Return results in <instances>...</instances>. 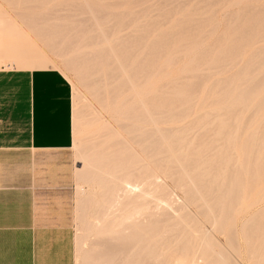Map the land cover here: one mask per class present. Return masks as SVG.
Masks as SVG:
<instances>
[{"label":"bare ground","instance_id":"1","mask_svg":"<svg viewBox=\"0 0 264 264\" xmlns=\"http://www.w3.org/2000/svg\"><path fill=\"white\" fill-rule=\"evenodd\" d=\"M167 1L169 2V0ZM182 1L178 3H181V6L182 3H184V1ZM204 1L206 2L207 0ZM263 1L264 0H262L263 5L253 7H257L256 9L258 10H256L255 13L257 12L260 15L259 17L256 16L257 19L253 20L250 23L253 28L245 27L244 30L241 29L242 32L238 30L241 33L239 32L240 34L238 33L239 35L236 36L237 41H234V39H230L229 42L225 41V53L223 52L224 59L220 55H216L217 57H221L223 59L221 63L219 62V64H222L221 66L223 67V69L226 67L234 69L235 66L239 64L234 60L239 59L240 52L242 53V55L246 53L248 49L246 45V39L249 37V35H254L255 37V35H257L255 33H258L260 31L264 32V29L262 28L259 30H256L257 28L254 29V27H257L258 25H264ZM210 2L212 4L213 1ZM75 6H77L76 9H78L76 13L77 15L84 14L86 15L87 20H93L94 23L92 24L91 22H87L88 24L86 25L85 23L84 25V21L81 24L78 21L69 22L68 20H65L63 22H58L53 20L50 22V24L53 25L52 28H49L51 26H49L48 28L45 27L44 24L46 20L58 18V15L63 16V14H58V10H60L61 8L59 9L57 7L54 8L50 13H48V15L45 14L43 16H40L38 17V20L34 19L37 23L33 24L36 26V31L35 29L34 31L37 33V35H39L41 39L46 43V45L49 46L51 51L55 52L57 55H68L70 49H73L77 45V43L81 41L79 40L80 37L88 35L86 41L87 43H84L86 45L85 47H87L88 49L86 48L84 50H81L80 53H76L73 55L71 53V55L67 58L70 60V63H73V60L78 61L79 64L77 63L76 68L80 72V77L78 78L82 80V85H84V87L87 86L89 87V90L92 89V92H89L92 93V100L94 97L99 105L97 106L96 104L92 103L90 98L82 95L83 93H79V95H77L78 92H76L75 90L77 88L73 86L75 88V94L77 93L76 95L80 96L78 97L77 101L76 99L74 100L76 104V109H74V128H76L78 132L82 131V129L84 128L83 126L87 123L89 125V123L92 124L102 122L103 112L105 109L112 112L121 113L122 115L116 126L108 123H103L101 127L103 130L107 131L93 136L89 135L83 137L82 139L80 138L81 143L79 142L80 140H78V143H80V146H78L77 149L81 165L80 178L85 182L81 187L79 196V205H81V221L84 225L81 246L87 239H89L91 235L94 236L98 234L97 237L90 241L89 247L87 246L88 248H86V250L84 251L82 264H201L199 263V258L205 259L204 264H237V261L233 259V257H231L232 255H230L226 250L221 249L217 251L215 249L216 246H220L221 244H219L218 240L214 237V232L218 231L219 233H224L226 227L230 225L229 233L235 235L237 226L234 219V211L238 209L237 206L240 203L241 197L244 195L243 188L244 184L248 180L247 177L249 176L251 184L249 193H252L251 191L256 187L259 179L264 180V174L261 178L257 176V172H264V117L259 123V126L261 125L263 127L262 132L251 130L248 136L243 141H239V139L242 137L237 132L238 129H241L243 127H245L243 128V130L245 131L246 126H248V124L250 123V120L256 119L257 115L261 114V111L264 112V96L255 103V106L253 108L250 106L251 102L256 97H258V93L262 91L261 89L264 88V70L256 76L254 75V73L259 67L256 66L253 67L252 70H248V68L252 65L251 63L256 60V58L264 60V46H259L257 48L253 47L255 49L248 56V61H245L243 64L239 65L238 70L234 74H231L230 76L225 78L215 79L210 88L207 89L205 97L202 100L195 101L193 100V98H195L193 97V95L195 94L194 92H191L190 94H193L191 96L192 98L186 95L187 91L195 89L192 86L193 84L182 82L183 80H181V78H185L186 76H179L181 77L180 79L176 77L177 79L175 78V80H170L167 83L165 82L166 84L162 86L163 88L161 87L162 92H159L160 90L158 89V92H156L153 90L154 86L150 83V75L151 73H153L155 68L157 69V67L160 66L161 69V65H163V63L165 62L162 60V58L166 57V55L170 53V51L168 52V48H171L170 46L172 44L184 41L181 48L182 50L186 51V49L190 48V42H202L199 40L198 36L203 32V30L201 29L203 25L201 24L204 22H200V20L196 22L193 27H188L187 24H185L179 29H173L170 32H166L164 36H168V40L165 39L166 42L168 41V45L165 42L164 44H166V46L164 47V49H160L161 47H157V49L155 48V53L152 52L154 50L153 46L150 45L152 43H148L149 47H147L148 45H146L150 36L157 35V29L155 27L151 29L147 28V33L146 29L144 33H141V31H139H143V29H135V27H137L139 24H137V26H135L134 29L130 31L129 28H127L129 32H126V29L125 31H122L123 33L126 32L125 34L121 33L119 36L117 35L118 38L122 39L121 42H123V39L126 42L125 46L122 48L123 50H127L130 47L141 46L139 44H142V48L145 45V47L148 48H146L147 57L141 61L140 59L137 60V62L134 61L135 63H133L134 65H132L131 62H128L132 58H128V61H124L123 59H126L127 55L125 54L126 56H123V50L117 51V48H115V46L117 45L114 46V44H112L114 43L113 41L111 43L113 30L111 31V29H105L106 27L104 28L103 26L107 24L112 26L115 25L116 27V25L121 23L123 25L124 23L125 26L123 25V27L126 28L127 24L131 23L132 20H139L143 17H141V14L137 15L140 11L132 12L124 10L117 14H115L114 12L115 15L112 16L110 11L103 9L101 10V8L92 6V4L88 1L82 2L81 4L71 2L67 4V7H63L66 9V11H68L75 9ZM163 6H165L164 3ZM205 6L207 7V4L202 5L201 8H205ZM214 6H216V3L214 4ZM176 8L177 7L174 8V11ZM209 8H212V6ZM246 8V10H248V7ZM155 9L157 10V12H159L155 14V17H157V15L161 12L158 11L157 7ZM152 10L154 11L153 8ZM192 10L191 12L194 11ZM167 12L165 11L164 13L166 14ZM243 12L244 11L241 12L242 14L237 10L235 12L233 11V13L230 12L232 13V15L230 14L229 17L233 16L232 26H234V28L232 29L235 30L236 27L242 26V24L245 23V17H247V19H251L248 18L251 11H246L244 13ZM140 13H142V10ZM181 13L182 12H180V14ZM255 13L253 15H255ZM172 14V17L175 16L174 12ZM9 15L10 14H8V16ZM68 15H70V13L64 14L65 17ZM143 15L145 14L143 13ZM148 16H151V13ZM9 17H11V15ZM46 17L49 18L47 19ZM101 17L105 19L104 22L98 21V19ZM114 18H116V20L113 21ZM187 21L189 20H186L185 22ZM154 22H151L150 24L154 26ZM170 22L173 21H171L170 19L169 23ZM249 22L250 20H248L246 23L249 24ZM161 23L162 22H160L159 24ZM208 23L212 25V22ZM142 24H145V22H143ZM166 24L168 23L166 22ZM247 24L245 26H249ZM81 25H84L85 27L81 28ZM86 26H91L93 27V29L90 30ZM4 27L7 26L5 25ZM128 27H130V25ZM141 27L142 26H140V28ZM144 27L146 28L145 25ZM23 28L22 31L24 32L25 30H23ZM17 29H19L18 26ZM210 30L206 32V35ZM90 32L91 34H89ZM158 35L160 36L163 34L158 32ZM68 36H71V42L69 40L70 43L68 42V45L66 44L67 46L64 47L66 51L63 49L60 51V49L63 48L64 39ZM233 37L234 36H232V38ZM118 38L116 37V39ZM132 38H135L134 44H130ZM204 38L205 37H203V39ZM263 38L264 36L262 37V39ZM260 39L261 37L258 38L259 42ZM0 40H2V38ZM83 41H81V43ZM225 42L223 41V43ZM155 43L153 42V44ZM223 43L222 45L220 44L221 47H223ZM104 44L107 45L106 48L109 50V53H107V49H104L106 52L104 54H107L106 56L100 50V46ZM218 45V48H216L215 50H212V47L210 50V48L208 47L209 50L205 51L204 53L198 52V54L201 53L198 55V57L205 60L208 57L209 53H212L213 51L215 53V51L219 49ZM172 47H174V45ZM206 49L207 48H205V50ZM138 50H140L139 47L134 51L135 55L136 51L138 52ZM221 50L222 48H220L219 51ZM142 52L143 51H141V53ZM131 55L132 56L128 55V57H133V54ZM108 56L114 57V61L116 60L115 62L111 61L114 63H110V61V64L108 63L109 67H112V70L116 72V74L113 75L114 78L112 76L114 80L111 78L113 81V85L110 91L111 94L109 93L110 96L106 93V89L104 86V80L105 77H107L106 74L108 71H103V69H101L104 65L107 64L104 63V60L106 59L104 57H107L108 59ZM122 56L124 57L123 59L121 58ZM212 59L214 64V58H212L211 56L210 60ZM216 61L218 60L216 59ZM176 62L178 63L179 61H177L176 59ZM257 63L259 64V62ZM23 64L24 63H20V65ZM131 65L132 67L129 69L128 66L130 67ZM174 65L176 66L175 63ZM218 67L220 68V65ZM187 69H189V67ZM191 69H194V66ZM194 70H197L196 65ZM227 72H230V70ZM217 73L218 71H212L210 67L207 68L206 72L198 74L192 73L188 77L194 79L199 78L202 83V81L206 82L211 80V76ZM188 77L187 79H189ZM191 80L193 81V79ZM107 82H109V79L107 80ZM106 85L108 86V84ZM191 86L192 89H190ZM241 86L242 89L239 91L238 87L240 88ZM109 87L107 88L109 89ZM176 89L181 91V94H179L178 97L172 95L173 93H175L174 90ZM197 90V92L195 90L193 91L199 93L200 95L201 93L198 87ZM172 91L173 93H171ZM76 95H74V97ZM222 99H227L228 104L222 110L224 112H219L220 101ZM241 102H244V104L239 105L241 104ZM196 107H199L200 111L195 113L194 120L191 121V123H183L180 126L176 125L178 123L184 122L185 118L190 116L191 112L193 111V109L195 110ZM220 116L224 117L220 118ZM210 121H215V125L218 126V128L216 126L215 128L213 127V129H218V135L217 137H215V141L220 140V144H218L217 142L216 147L208 148L207 145L209 144V142L206 144V140H202L204 141V144L202 145L203 148H205L206 153L198 159H195V163L187 161V159H189L187 158L189 150H183L179 152V149L177 148L180 147L178 145H181L180 141L182 139L189 138V131L191 129L196 126L202 127L204 124ZM118 128H122V130H126V132L129 133V138L132 144L127 143L126 140L121 138L112 142H107V139L109 140L110 138L118 134ZM99 129L101 130V128ZM234 129L235 131H233ZM244 131L242 133V136L244 134ZM208 132L210 133V131ZM204 134L205 135L201 134L202 138L203 136H206V132H204ZM97 137L102 138L99 141L95 142V145H99V148L95 150L94 153H92L91 151L92 146H90V148L89 146H87L88 144L86 146H82V144L93 141L94 138L97 139ZM75 142L77 143V141H74V143ZM173 142H175V144H173ZM177 143L179 144L177 145ZM239 144L243 146V150L245 151V154L243 155V158L241 160L236 159L233 155L234 150ZM134 145H138L141 147L143 155L139 154L136 151ZM199 145L201 144L199 143ZM227 165L230 167V170L224 171V169L228 168ZM173 168H177V170H173ZM163 174L168 175L169 178L173 176L176 185L178 187H182V189L184 188V191H186V203L184 201L183 202L185 204L182 203V205L176 206V204L173 203L176 208L174 207V205L172 204L173 201L170 192L171 190L168 189L169 187H165L160 180V177L163 176ZM258 175H260V173ZM261 183H263V181ZM187 203L198 204L197 207H199V213L206 216L207 223L209 222L208 224H211L210 230H208V228L206 229V227L204 228L198 217L193 214L189 215L190 218L192 217L191 224L189 222H184V220H181L183 215H180L179 212L182 210L184 211L186 208H188ZM178 208L180 209V211H178V215L175 218L177 213L174 214V212L175 210H178ZM186 214L188 215L191 213L188 210ZM104 218L106 219V223H104ZM101 220H103V225L101 223ZM171 220H174V222H172ZM261 223H263V225H261V227H258V225H260ZM253 224H255V226L257 225L256 234L258 238H256V236L255 238L253 236L250 237V235L253 234H248L250 237H248L249 242H252V237L255 240L257 239L259 241L256 242V244L252 243V245L254 244V248L250 250H253L254 252L264 250V210L259 213ZM250 226L252 227V224H250L247 229H250ZM252 230L253 229H250L249 231H251L252 233ZM107 233H109L110 235L109 238L111 240L109 241H113L114 243L113 245L112 243H110V247L111 245L113 247H111V250L109 249L110 247L108 248L110 251L108 249H106L108 251H105V248L109 245L107 242L108 240L105 241L106 239H109L107 237L109 236ZM231 237H233L234 239L236 238V236L233 235H231ZM233 238L229 240L232 241ZM246 241L248 242V240ZM103 242H107L106 244L108 245L104 246L105 244ZM235 242L236 241L233 240L231 244L234 243L235 246ZM231 244L230 246H232ZM252 245H250V247ZM254 252L252 253L253 257ZM118 258L119 260H117ZM114 261L118 263H114Z\"/></svg>","mask_w":264,"mask_h":264},{"label":"rangeland","instance_id":"2","mask_svg":"<svg viewBox=\"0 0 264 264\" xmlns=\"http://www.w3.org/2000/svg\"><path fill=\"white\" fill-rule=\"evenodd\" d=\"M85 1L90 2L92 4V6L101 8V10L103 9V10L110 11V13L112 14V16L115 15V14H117V13H119V12H121V11H124V10L125 11H132V12L133 11L134 12L135 11H140L141 12V10H142V13L139 12V14H137V15H140L141 14V17L143 16L142 18L145 17L146 19L145 18L144 19L140 18L139 20L138 19H135L134 21L132 20L131 23L127 24L126 28L123 27V25L125 26L124 23H123V25H122V23L121 24H118V25H116V27H115V25L112 26V25H107V24H105L103 26L104 28L106 27L105 29H111V31L113 30L112 31L111 43L113 41L114 43H112V44H114V46L117 45V46H115V48H117V51H122L123 50L122 48L125 46V43H126L124 41V39H123V42L124 43L121 42L122 39L118 38V36L121 33L122 34H125L126 32H129L130 30L134 29V27L137 26V24H139V25L141 24L140 26L143 27V28L142 27L140 28L139 25L137 27H135V29L138 28V30L139 29H143V31L142 30H139V31H141V33H144L145 32V29H146V33H147L148 29H151V28H154V27L157 29V35L150 36L149 39H148V42L146 44V45H148L147 47H149V44L152 43V44H150L154 48V50L152 52L155 53L157 47H161L160 49H164V47L166 46V44L168 42V41L166 42V40H168V36L167 37L164 36V34L166 32H170L173 29L174 30L179 29V28L183 27L185 24H187L188 27H193V25H195L196 22H198L200 20H201L200 22H204L205 23V24L204 23L201 24L203 26H202V28L200 26V28L203 30V32L200 33L199 36H198L199 40L202 41V42H199V43L198 42L197 43L190 42L189 43V44H191L189 46L190 48L186 49V51L185 50H182V48H181L182 45H183V43H184V41H182V42L180 41L181 43L180 42H178V43L176 42V43H174V44H172L170 46L171 48H168V52L170 51V53L167 54L166 57H163L162 58V60L165 61V62L163 63V65H161V69H160V66H159L160 64H159L158 65L159 67H157V69L155 68V70L153 71V73H151V75H150V83L154 86L153 87V90L156 91V92H158V90H160L159 92H162L161 91V87L164 86V84H166L170 80H175L176 77L180 79L181 77H179V76H182L183 77V75H184L186 77L185 78L184 77L181 78V80H183L182 82H188L190 84H193L192 86H193V88H195L193 90H195L197 92L198 91L197 90V87H198V89L200 90V93H201L199 95V93H196L195 91L190 90V89H192V86H191L190 89H189L190 91H187L186 92L187 93L186 95L188 97L192 98L191 96L193 94L192 95H190V94H191V92L192 93L194 92L195 94L193 95V97H195V98H193V100H195V101L202 100L205 97V95H206L207 89L210 88L211 84L213 83V81L215 79H217V78H225V77L230 76L231 74H234L238 70L239 65L243 64L245 61H248V56L255 49L253 47H256L257 48L259 46H264V38L262 39V37L264 36V32L263 31H260L258 33H255V34H257V35H255V37H254V35H252V36L249 35V37L246 39V43H247L246 45H247L248 49H247V51H246L245 54L243 53L244 55H242V53L240 52L239 59H235L234 60L235 62L239 63V64L236 63L237 65L235 66L234 69L233 68L231 69L230 67H228V68L226 67V68L223 69V67L221 66L222 64H219V62L221 63L223 61V59H224L223 58V55L225 53L224 52V46H225L224 44H226L225 41L229 42L230 39L231 40L234 39V41H237L236 36H238L242 32V30L245 29V27L246 28H249V27L250 28H253L250 25V23L253 20L257 19V17L260 16L257 12L255 13V11L258 10V9H256L257 7H255V8H253V7L254 6H261V5H263L262 4V0H251V1L250 0H233V1L232 0H229V1L228 0H226V1L225 0H220V1L207 0L206 1L207 3L204 0H183L185 4L182 3V6L183 5H187V6H183V10H182V6L180 5L181 3L178 4L182 0H169V2L167 0H46V1L45 0H39V1L38 0H0V10H1L0 11V22H1L0 23V26H1L0 27V39L2 38V40H0V52H1L0 53V67L1 66H6V67H11V66H25V67L26 66H29V67H35V66H54V67H57V68L61 69L65 73V75L69 78V80L72 83V86H74L75 88L78 89L77 90V89H75L73 87V96L77 94V93L75 94V92H74L76 90V92H78L77 95H79V93H81V94L83 93L82 95L90 98V100L92 101V103H94V104H96L98 106L99 104L96 102L97 100H95L94 97H93V100H92V93H89V92H92V89L89 90V87H87V86L84 87V85H82V80H80V78H78V77H80V72H79L78 69H76L77 68L78 61L77 60H73V63H70L69 62L70 60L67 58L68 56L71 55V53H72V55L73 54H76V53H80L81 50H84V49L87 48V47H85L86 46L85 44L87 43L86 41H87V36L88 35L87 36L84 35L83 37H80L79 40H81V41L84 40V41L82 43H81V41L80 42L78 41L79 43H77V45L73 49L72 48L70 49L68 55L67 54L57 55L55 52L51 51V49L49 48V46H47L46 43L41 39V37L39 35H37V33L35 32L36 31V29H35L36 26L33 25L34 23H37V22H35L34 19H37L38 20V17L43 16L45 14L48 15V13H50L54 8H57V7L59 9L61 8L60 10H58V14H63V16L62 15H60V16L58 15V18H53V19H50V20H46V22L44 24L45 27L48 28L49 26H51L49 28H52L53 25H51L50 22L53 21V20L54 21H58V22H63L65 20H68L69 22L78 21L81 24L84 21V23H83L84 25H85V23L87 25L88 24L87 22H91L93 24L94 23L93 20H89L88 19L89 20L88 21L87 18H86V15H84V14L77 15L76 14L77 11H78V9H76L77 6H75V9L68 10V11H66V9L64 8V7H67V4H69L71 2H75V3L81 4L82 2H85ZM186 1H189V2H186ZM210 1H213L212 4H211ZM33 2H35V3H33ZM257 2H260L261 4L260 3H257ZM163 3H164L165 6H163ZM167 3H169V4H167ZM215 3H216V6H214ZM246 3H250V4H246ZM254 3H255V5H254ZM263 3H264V1H263ZM105 4H107V5H105ZM204 4H207V7L205 6V8H201V6L204 5ZM211 6H212V8H209ZM249 6H250V8H249ZM154 7L155 8L157 7L158 11L161 12L160 14L157 15L158 18L155 17L156 16L155 14L156 13H159V12H157V10ZM175 7H177L175 9L176 12L174 11V8ZM246 7H248V10H246L247 9ZM152 8L154 9V11L152 10ZM162 8H163V10H162ZM197 8H199V9H197ZM241 8H242V10H241ZM167 9H168V12H167ZM253 9H254V11H253ZM179 10H180V12H182L181 14H180ZM191 10L193 12H191ZM198 10L201 11V12H199ZM236 10L237 11H240V13L242 11H244V12L251 11V13H249V16H248V18H251V19H247V17L244 18L245 23L248 20H250L249 24L246 23L249 26H245L246 24L243 23L242 26H239V27H236L235 26L236 27L235 30L232 29V28H234V26H232L233 25V22H232L233 21V16H230L229 17V15L230 14L232 15L233 11L235 12ZM165 11L167 12L166 14L168 16L164 13ZM188 11H190V12H188ZM114 12H115V14H114ZM171 12L172 13L174 12V15L175 16L172 17L173 14ZM214 12H216V13H214ZM230 12H232V13H230ZM65 13H70V15H68V16L65 17L64 16ZM143 13L145 15H143ZM150 13H151V16H148V15H150ZM199 13H201V14H199ZM254 13H255V15H253ZM8 14H10L11 17H9L10 15L8 16ZM176 14H178V15H176ZM256 14H258V15H256ZM189 15H191V16H189ZM147 16H148V18H147ZM167 17H168L169 21L171 19V21H173L174 23L173 22H170L169 23ZM46 18L48 19L49 17H46ZM83 18H84V20H83ZM150 18H152V19H150ZM81 19H82V21H81ZM211 19H213V20H211ZM104 20L105 19L102 18V17L98 19V21H100V22H104ZM114 20H116V18H114L113 21ZM156 20H158V21H156ZM186 20H189V21L185 22ZM241 20H243V19H241ZM26 21H27V23H26ZM180 21H182V22H180ZM143 22H145V24H142ZM151 22H154L155 23L154 26H152L150 24ZM160 22H162V23L159 24ZM166 22L168 24H166ZM208 22H212V25L210 23H208ZM225 22H227V23H225ZM111 23H113V22H111ZM163 23H165V24H163ZM207 23H208V25H207ZM7 24L9 25V28H8V25ZM25 24H27V25H25ZM156 24H158V25H156ZM5 25L7 27H4ZM16 25L19 27V29H17V26ZM84 25H81L80 27L83 28V27H85ZM129 25H130V27H128ZM144 25L146 26V28L144 27ZM177 25H179V26H177ZM209 25H211V26H209ZM10 26H12V27H10ZM30 26H31V28H30ZM20 27H22V28L24 27L23 30L26 31V32L24 31L26 34L22 31V28H20ZM86 27L88 29H90V30L93 29V27H91V26H86ZM94 27H95V25H94ZM131 27H133V28H131ZM263 27H264V25L262 24V25H258L257 27H254V29H256V28H257L256 30H259L261 28L264 29ZM127 28H129V31H128ZM170 28H172V29H170ZM205 28H206V30H205ZM34 29H35V31H34ZM125 30H126V32L123 33L122 31H125ZM164 30H166V31H164ZM208 30H210L211 32L209 31V33L206 35V32ZM238 30H240L241 32L238 31ZM30 31H32V32H30ZM158 32L159 33H162L163 35H160L159 36L158 35ZM89 34H91V32ZM261 34H263V35H261ZM219 35L220 36H223V37H220ZM228 35H229V37H228ZM26 36H28V37H26ZM113 36H115V37H113ZM232 36H234V37L232 38ZM259 36L261 37L260 42L258 41V38H260ZM5 37H6V39H5ZM116 37L118 39H116ZM203 37L206 38V41H205V38L203 39ZM209 38H210V41H209ZM251 38H253L255 41L253 39H251ZM22 39H24V40H22ZM114 39H115V41H114ZM69 40L71 42V40H72L71 36H68V37H66L64 39V41H63V48H61L60 51L62 49L65 50L64 47L68 45ZM152 41L154 43L155 42H157V43L153 44ZM223 41L225 43H223ZM119 42H121V43H119ZM134 42H135V38L134 39L132 38L130 44H134ZM165 42H166V44H164ZM221 42L223 43V47L220 46V44L222 45ZM216 44L217 45L219 44L218 45L219 46V49H217L215 51V53H214V51L212 53H209L208 57L205 60H203V58H199L198 57L199 54H201L202 52L204 53L205 51L209 50V48L211 50V47H212V50H215L216 48H218ZM139 45L142 46V44H139ZM173 45H174V47H172ZM106 46L107 45H105V44L100 46V50L103 52V54L106 53V52L109 53L108 52L109 50L106 48ZM141 46H136L137 48L136 47H130L127 50H123V54L122 55L124 56L126 54L127 56L125 55L126 56V59H123L124 58L123 56L121 58L124 61H128L127 60L128 58L129 59L132 58L130 61H128V62H131L132 65H134L133 64V63H135L134 61L137 62V60H139V59H140V61L141 60H144L147 57L146 56L147 55L146 54L147 53V50H146L147 47L144 46L142 48ZM138 47L140 49V50H138L139 53L136 51V55H135V52L134 51L136 49H138ZM105 48L107 49L106 52L104 50ZM120 48H121V50H120ZM205 48H207V49L205 50ZM220 48H222L221 51H219ZM251 48H253V49H251ZM130 49H132V50H130ZM180 50H182V51H180ZM128 51H130V52H128ZM141 51H143V52L141 53ZM193 51H195V52H193ZM198 52H201V53L198 54ZM218 52H219V54H218ZM131 54H133V57H128V55L129 56H132ZM104 55L106 56L107 54H104ZM139 55H140V57H139ZM210 55L212 56V58H214V62H215L214 64H213V59L210 60L211 59V56ZM216 55H220L223 59L221 57L220 58L217 57ZM104 58L107 59V57H104ZM182 58H183V60H182ZM215 58L218 61H216ZM106 59L104 60L105 61L104 63L105 64L107 63V64L106 65L103 64L104 66L101 69H103V71H108L107 74H106L107 77H105V80H104V86H105V89H106V93L107 94H109V93L111 94L110 91H111V88H112V85H113L112 79L114 78L113 75H115L116 72H114V70H112V67L111 68L109 67L108 63H109V61H110V63H114L116 60L114 61V57H109V56H108V59H107L108 61ZM111 59H113V60H111ZM176 59H177V61H179L178 63L176 62ZM207 60H209L210 62L207 61ZM65 61L68 62V63H66ZM111 61H114V62H111ZM257 62H259V64ZM20 63H24V64L23 65H20ZM174 63L176 64V66L174 65ZM216 63H217V65H216ZM70 64H72V65H70ZM251 64L252 65H251V67L248 68V70H252L253 67H256V66L259 67V68H257V70L254 73L255 76L258 75L259 73H261L264 70V60L263 59L256 58V60H254ZM132 65L130 67L128 66V68L130 69L132 67ZM195 65L197 67V70H194L195 69ZM219 65H220V68L218 67ZM191 66L192 67L194 66V69H191L192 68ZM200 66H201V68H200ZM175 67H176V69H175ZM188 67H189V69H187ZM210 67H211V70L212 71H218V73L217 74H214L213 76H211L212 78H210L211 80H209V81H206V82L202 81V83H201V81L199 80V78L194 79V78L188 77L192 73L193 74H198V73L206 72L207 71V68H210ZM212 68H214V69H212ZM156 70L157 71L160 70V71L157 72ZM229 70H230V72H227ZM216 75H217V77H216ZM112 76H113V78H112ZM187 77L189 79H187ZM108 79H109V82H107ZM191 79H193V81ZM105 83L108 84V86ZM194 83H195V85H194ZM203 83H204V85H203ZM109 85H110V87H109ZM194 86H196V87H194ZM107 87H109L110 90ZM238 89L240 91L242 89V86L240 88L238 87ZM261 90L263 91L264 88H262ZM262 91L260 93H258V97H256L251 102L250 106L252 108L255 106V103L258 102L260 100V98L264 96V91L263 92ZM174 92L175 93H173V91H172L171 93H173L172 95L173 96H176V97H178L179 94H181L180 93L181 91H179L177 89L174 90ZM110 94H109V96H110ZM77 95L74 97V100L76 99V101L78 100V97H80V96H77ZM226 102H227V99H224V100L222 99L220 101V111L219 112H221L224 109V107L228 104V102L227 103ZM74 104H75V102H74ZM242 104H244V102H241V104H239V105H242ZM216 106H218V105H216ZM182 107H184V106H182ZM74 109H76V104L74 106ZM208 109H210V108H208ZM198 111H200V108L199 107H196V109L195 110L193 109V111L191 112V115L185 118L184 122L178 123L176 125L177 126H180L183 123H191V121L194 120L195 113L198 112ZM263 111H264V109H263ZM222 112H224V111H222ZM121 116H122L121 113L112 112L110 110H106L105 109L104 112H103V117H102L103 118L102 119L103 121L102 122H100V123H92V124L89 123V125L87 123L86 125L83 126L84 128L82 129V131H78V132H77L76 128H74L75 129L74 130V141H77V143L75 142L74 145L71 147L70 150H71L72 153L73 152L75 153L76 168H75L74 176L72 177V181H71V183L69 185V198H70V204L72 206V224H73L74 231H75L76 246H77V252H78L77 264H82V260H83V256H84V251L86 250V248L89 247L90 241L92 239H94L95 237H97V235H98V234H96L94 236L91 235L89 237V239H87L83 243V245H82L83 247L81 246L84 225H83V223L81 221V205H79V198H80L79 196H80L81 187L84 185L85 182L80 178V166L81 165H80V157H79L78 150H77L78 149V146H80V143H81L80 138L82 139L83 137H86V136H89V135L93 136V135L102 133L104 131H107V130H103L102 127H101V125L103 123H108V124H111L113 126H116L118 124ZM223 117L224 116H220V118H223ZM263 117H264V112L261 111V114H258L256 119L250 120V123L248 124V126H246L245 131L243 130V128H245V127L241 128V129H238L237 132L242 137V138L239 139V141H243L248 136V134H249V132L251 130H257L258 132H262L263 127L261 125L259 126V123H260V121H261V119ZM215 124H216L215 121H210V122L204 124L202 127L196 126V127H194L193 129H191L189 131V138L182 139L180 141V144L181 145H178L179 143H177V145L180 146L179 148H177V149H179L178 150L179 152L180 151H183V150H189V154L187 156V158H189V159H187V161H190L191 163L192 162L195 163V161H196L195 159H198L199 157H201L203 154L206 153V150H205V148H203V145H202V144H204V141L205 140H206V144L209 142V144L207 145L208 148L216 147L217 142H218V144H220V140L219 141H215V137H217V135H218V129H217L218 126L215 125ZM216 126H217V128H216L217 130L216 129H213V127L215 128ZM99 128H101V130ZM118 129H119L118 130V134L119 135L117 134L116 136L110 138L109 140L107 139V142H112V141H115V140L121 138V139L126 140L127 143L132 144V142H131V140L129 138V133H127L126 130H122V128H118ZM75 131L77 132V134H76ZM208 131H210V133ZM233 131H235V129ZM243 131H244V134L242 136ZM204 132H206V136L207 135L208 136L207 137L206 136H203V138H202L201 134L205 135ZM208 137H209V139H208ZM101 138L100 137L99 138L97 137V139L94 138L93 141H89V142H87L85 144H82V146H86L87 144H88L87 146H89V148H90V146H92L91 151H92V153H94L95 150H97L99 148V145L96 144L98 146L97 147L95 145V142L96 141H99ZM105 138H107V137H105ZM207 139H208V141H207ZM78 140H80L79 141L80 143H78ZM202 140H204V141H202ZM199 143L201 145H199ZM77 144H79V145H77ZM173 144H175V142H173ZM134 148L136 149V151L139 154H142L143 155V152H142V149H141L140 146L134 145ZM244 154H245V151L243 150V146L241 144H239L236 147V149L234 150L233 155L235 156L236 159L241 160L243 158V155ZM227 167L228 168L227 169H224V171H229L230 170V167L228 165H227ZM173 170H177V168H173ZM259 173H260V175H258ZM263 174H264V172H262V171L261 172H257V176L260 177V178L262 177ZM247 178H248V180L244 184V188H243L244 195L240 199V203L237 206L238 209L234 211V213H235L234 214V219H235V223H236V226H237L236 233H235V235L229 233L230 225H228L226 227V230H225L224 233L223 232L219 233L218 231H215L214 232V237L218 240L219 244H221L220 246H216L215 249L217 251H219L221 249L226 250L230 255H232L231 257H233V259H235L237 261V264H264V262H263L264 261V250H259V251H255V252L253 250H250V249H253L254 248L253 245L256 244V242L259 241L257 239L256 240L254 239L255 236H256V238H258V237H257V234H256V231H257L256 226L257 225L255 226V224H253V223L256 220V218L259 215V213L262 210H264V180L259 179L258 182H257L256 187L251 191L252 193H249V188H250V185L251 184H250L249 176ZM160 180L162 181V184L165 187H167V188L169 187L168 189L171 190L170 192H171V197H172V201H173L172 204L174 203V204H176V206L182 205V203H184L185 200H186V197H185L186 191H184V188L182 189V187H178L176 185V182H175L173 176H171L169 178L168 175L163 174V176L160 177ZM262 181H263V183H261ZM176 206L174 205L175 208H176ZM187 206H188V208H186V209L185 208H182V209H185L186 211L185 210L184 211L183 210L180 211L179 208H178V210H175L174 214L177 213L176 216H175V218L178 215V211H180L182 213L179 212V214L180 215H183L181 220L182 221L184 220V222L186 221V222H189L191 224L192 223V217L190 218L189 215H192L193 214V215H195V216L198 217V219L200 220V222L203 224L202 226L204 228L206 227V229L208 228V230H210L211 229V224H208L209 222L207 223L206 216H204V215H202V214L199 213V207H197L198 204L197 203H193V204L192 203H187ZM187 209L189 210V212L191 214H188V215L186 214L188 212ZM104 221H105L104 223H106V219L105 218H104ZM171 221L174 222V220H171ZM101 223H102V225L104 224L103 223V220H101ZM250 224H252V227L251 226H250L251 228L249 227L250 229H253L252 230V233H251V231H249L250 229H247ZM253 225H254V228H253ZM261 225H263V223H261L260 225H258V227L259 226L261 227ZM255 228H256V230H255ZM107 234L109 235V233H107ZM248 234H253V235H250V237L251 236L254 237V238L252 237V239H251L252 242H249V238L250 237H249ZM231 235L236 236V238L234 239L233 237H231ZM107 237L109 238L110 235L107 236ZM231 238H233V240L236 241L235 242L236 243L235 246H234V243L231 244V242L233 241V240L232 241L229 240ZM109 240H111V239L109 238V239H106L105 240V241L108 242L109 245L106 244L107 242L106 243H104L105 241L103 242L105 244V245L103 244L104 246L108 245V247H106V248L103 246L105 248V251H108L109 249L111 250L113 248L112 245L114 243H113V241H109ZM246 240H248V242ZM110 243H112V245H111L112 248L110 247ZM252 243H254V244L252 245ZM230 244L232 246H230ZM250 245H252L251 246L252 248L250 247ZM237 246H238V248H237ZM263 246H264V244H263ZM106 249H108V250H106ZM253 252H254V257H253V254H252ZM119 258L117 260H119ZM198 260H199V263H201V264H204L205 263V259H203V258H199ZM114 263H118V262H115L114 261Z\"/></svg>","mask_w":264,"mask_h":264},{"label":"crops","instance_id":"3","mask_svg":"<svg viewBox=\"0 0 264 264\" xmlns=\"http://www.w3.org/2000/svg\"><path fill=\"white\" fill-rule=\"evenodd\" d=\"M73 139V86L65 73L1 66L0 264H77Z\"/></svg>","mask_w":264,"mask_h":264}]
</instances>
